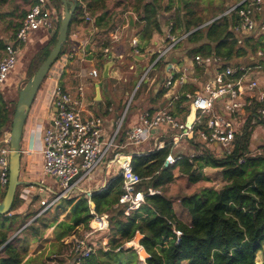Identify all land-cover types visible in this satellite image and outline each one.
<instances>
[{
  "label": "crops",
  "instance_id": "crops-1",
  "mask_svg": "<svg viewBox=\"0 0 264 264\" xmlns=\"http://www.w3.org/2000/svg\"><path fill=\"white\" fill-rule=\"evenodd\" d=\"M146 1L149 2V0ZM156 1L162 7L161 24L163 33L156 35L150 46L143 52L140 50L144 47L145 42L137 36V29L135 28L140 22V16L134 7L135 0H109L107 2V9L97 16H93L88 12L84 0L78 3V12L71 24L63 52L59 55L41 85L24 127L21 143L22 164L20 176L23 184L19 187L24 204L15 214L21 216L17 221H22V219H27L28 217V219H32L30 222L43 220L44 218L41 219V217L48 214V218L44 219L43 224L45 223L49 226L42 228L44 233L42 238L26 244L28 253L24 263L31 258H36V255H39L48 247L53 246V244H57V238L55 236L56 226L67 219L71 210V207H63L65 204V200H63L55 209L40 214L43 209L40 204L41 200L45 199V196L53 197L59 192L58 182L47 178L43 173V137L45 131L54 125L55 110L57 109V98L55 97L57 87H61L74 99L78 100L80 104L77 109L83 118H99L102 120L104 140H110L116 136V148L113 150L111 158L121 153L130 154L134 157L137 154L142 155L153 151L158 144H165L173 140L176 135L168 126H164L161 133L155 139L149 140L139 147L127 146L129 132L140 123V118L144 113L164 109L170 112L181 123L186 122L190 126L194 124L196 115L191 110L189 104L187 107L188 110L181 111L184 105L179 107L178 102L182 98H186L187 95H192L199 91L202 85L214 76L218 68L224 66L246 68L249 66L246 58L235 59L229 63L222 61L220 58H215L214 55L209 57L212 59L210 63H198L196 57L194 58L188 54L190 50L184 52L178 46L159 61L161 62L160 66H157V63L153 66V58L166 49L171 33L168 24L177 12H183V4L180 0ZM183 1L188 3L186 10L193 11L197 17L204 19L203 17L207 13L205 10L200 11L197 9L196 5H198L199 0ZM233 1L229 0L228 3L224 4L223 0H204L202 5L207 2L210 6L214 5L213 8H219L221 10L222 13L213 19L215 21L211 20L214 23L220 21L228 9L238 5L241 0H235L236 3ZM34 2L35 0H0V62L4 57L6 45L16 43V50L18 52L15 69L11 72L7 82L0 85V102L6 104L11 114L13 112L11 117L12 122L19 100V92L26 85V79L29 78V68L32 60L56 34L58 37V22L61 15L58 14V11L52 7L50 0H48V7L52 11L56 22L54 29L50 31L39 30L33 33L29 41L24 45L17 43V32ZM61 10H63V18V5ZM87 17L91 18V21H87ZM130 18L133 19V23ZM206 24L199 29L206 27ZM236 29L237 26L234 28L237 38L247 37L248 35L254 38L252 43L257 45V53L256 56L249 58L250 61L252 63L256 62L255 65L264 63L263 59L259 56V52L264 50V36L258 32L245 35L239 33ZM183 35L179 34L176 36L180 37ZM134 42H136V45H134ZM240 45L242 47L244 46L242 40ZM105 49H109V53H105ZM109 62H113L114 65L110 68L109 77L104 79V66ZM94 70L99 72V77L95 78L91 75ZM145 75L147 76L146 80L144 78ZM169 82H171V86H168ZM142 89H144V94L139 100V104L137 103L134 108H131L133 103L131 99L136 100L137 98L135 96L137 92ZM160 92H163V95L158 97ZM15 93L18 94L17 100L13 98ZM132 93L133 96L129 102V97ZM261 94L257 95V98ZM256 104L261 103L256 101ZM263 107L264 104L262 103L261 108ZM218 109L220 111L224 110L223 102L218 104ZM247 119L248 111L241 115V132ZM12 122L11 126H8L3 132H0V138L11 134ZM256 129H258V132L254 135ZM252 132V145L254 140L257 142V145L253 147L255 149H263L264 124H255ZM190 142L201 145L202 150H210L212 148L210 151L217 157H224L222 154L223 150L220 146L215 144L213 147H205L199 141L195 132L192 137L183 139L175 147L172 144L173 150L182 149L177 156L185 154V159H189L191 154H201L196 153L190 148ZM104 170L106 172V169L103 167L86 183L84 191L94 192L96 190H102L108 184H106L107 176ZM199 172L203 177V180L200 182L205 185L202 189L214 188L215 190H219L227 183L219 169L205 167ZM117 173L118 171L114 174V177L117 176ZM180 176L186 177V181L192 185L200 183H191L188 176L180 174L178 170L175 171L174 181L178 178L180 179ZM43 188L47 189V191L40 193ZM4 193L5 189L1 186L0 200L3 199ZM78 194V197H80L82 193L80 192ZM180 198H171L174 201V211L181 220L190 223V217L180 206ZM27 226L23 228L26 229ZM79 231L82 233V228ZM106 237L102 238L100 242L102 243L104 241L103 239H107L108 245L110 239ZM71 239L69 237L62 240V242L66 246H69L67 243ZM140 239L141 237H138L129 243V248H138L140 246ZM100 242L98 241L97 244ZM142 254L146 260L148 257L146 251L143 250ZM70 264H74L72 259Z\"/></svg>",
  "mask_w": 264,
  "mask_h": 264
},
{
  "label": "trees",
  "instance_id": "trees-1",
  "mask_svg": "<svg viewBox=\"0 0 264 264\" xmlns=\"http://www.w3.org/2000/svg\"><path fill=\"white\" fill-rule=\"evenodd\" d=\"M108 1L84 0L88 12L93 16L106 10ZM50 2L56 11L62 9L60 0ZM180 2L183 4V12H177L168 28L175 36L190 34L187 41L194 44L195 48L189 51V55L194 58L214 55L229 63L246 58L249 64L247 67L256 64L249 59L257 53V45L252 43L253 36L236 37L234 28L240 21L238 14L223 16L220 21L199 29L205 21L193 11L186 10L188 3L183 0ZM134 7L140 16V22L135 28L137 36L145 42L140 50L143 52L156 35L163 33L162 7L156 0H135ZM77 12L76 9L73 21ZM61 20L62 15L58 27ZM241 40L243 47L240 45ZM56 42L57 34L32 60L29 78L47 59ZM62 52L63 49L60 55ZM160 64L158 62L157 66ZM161 95L163 92L158 97ZM188 102L187 98L178 102L179 107L184 105L181 111L188 110ZM0 103V132H3L11 126L13 112L11 114L5 103ZM261 107L262 104H254L247 110L248 119L241 134L237 136L234 150L222 158L210 150H202L201 145L192 142L194 151L201 154L191 160L184 159L175 166H166V159L173 152L172 140L166 142L162 149L135 155L132 167L133 173L140 179L137 189L147 193L149 188H154L162 194L146 196V204L130 217H124L125 206L120 204L124 194L123 178L120 176L113 177L102 190L92 192L90 197L82 193L80 197L72 196L65 200L63 207H71V210L67 219L56 226L57 244L52 247L55 248L68 237L79 235L80 228L88 230L93 219L92 212H95L98 215H109L110 230L102 236H107L110 242L108 247H104L98 238L100 243L96 246L97 256L94 253L83 264H141L133 248L125 249L127 244L138 237H141L139 245L148 255L146 264H257L258 253L264 249V148L251 150L254 129L251 123ZM205 167L219 169L227 183L219 190L204 188L198 193L182 196L180 206L191 219L190 223H186L176 215L174 201L163 194L164 189L174 182L176 170L196 184L203 180L199 171ZM23 204L18 189L11 210L13 216L9 215L11 212L0 215V264H45L40 257L24 263L28 253L26 244L42 238V228L49 227L43 224L44 220L33 221L30 227L9 242L12 234L25 226V222L15 226L21 218L15 212ZM175 230L181 231L182 235L177 237ZM132 254L135 255L134 260L128 257Z\"/></svg>",
  "mask_w": 264,
  "mask_h": 264
},
{
  "label": "built area",
  "instance_id": "built-area-1",
  "mask_svg": "<svg viewBox=\"0 0 264 264\" xmlns=\"http://www.w3.org/2000/svg\"><path fill=\"white\" fill-rule=\"evenodd\" d=\"M76 1L81 3L83 0ZM230 14H238L240 17L236 29L239 33L248 35L258 32L264 36V0H241L238 5L228 9L224 15L229 16ZM86 20L91 21V18L87 17ZM55 23L53 13L48 7V0H35L17 32V43L24 45L29 41L30 36L39 30H53ZM189 35L177 37L170 33L166 49L157 56L153 66ZM104 52L109 53V49H105ZM17 55L18 52L12 44L5 46L4 57L0 62V85L7 82L11 72L15 69ZM259 56L264 61V50L259 52ZM196 61L203 64L210 63L212 59L197 56ZM238 74L239 76L235 78ZM91 75L97 78L99 72L94 70ZM168 86H171V82ZM259 94L261 96L257 98ZM55 97L57 98V113L54 125L45 131L43 137V173L47 178L58 182L59 192L53 197L45 196V199L41 200L40 204L43 209L40 214L55 209L61 201L80 192L90 197L92 191H84V186L103 167L107 175L118 171L117 176L123 178L124 194L121 196L120 204L125 206L124 217L126 218L146 204V196L162 194L154 188H149L147 193L137 189L140 179L133 173L132 155L121 153L111 158L116 148V136L110 140H104L101 119L83 118L77 109L80 104L78 100L61 87H57ZM186 98L196 115L194 124L188 126L186 122L181 123L164 109L144 113L140 118V123L129 132L127 146L139 147L155 139L161 133L162 128L168 126L176 133L172 140L174 147L183 139L192 137L195 132L205 147H213L216 144L222 148L224 156L230 154L235 148L237 136L241 134V115L254 106L256 101L264 104V64L246 68L220 67L199 91L187 95ZM220 102L224 103L223 111L218 109ZM257 114L252 120V125L264 124V107L260 108ZM164 146L165 144H158L156 149H162ZM195 156L197 154H191L189 160ZM184 159V156L170 154L166 159V166H175ZM9 176L10 135L0 138V186L4 189L8 186ZM46 191L47 189L43 188L40 193ZM92 214L93 219L88 230L84 231L81 237L72 236L70 242H66L70 247L69 253L74 264H83L86 259L90 258L96 252L97 235L110 230L109 215H98L95 212ZM174 233L177 237L182 235L179 230H175ZM103 240L102 245L108 247L107 239ZM143 250L141 246L135 248L140 263L146 264L142 254Z\"/></svg>",
  "mask_w": 264,
  "mask_h": 264
},
{
  "label": "water",
  "instance_id": "water-1",
  "mask_svg": "<svg viewBox=\"0 0 264 264\" xmlns=\"http://www.w3.org/2000/svg\"><path fill=\"white\" fill-rule=\"evenodd\" d=\"M60 2L64 7V16L60 23L57 42L51 50L47 59L42 63L36 73L27 81L24 88H22L19 92V100L13 117L10 134L9 183L7 188L5 189L4 197L0 202V215H7L11 212L16 193L19 187L23 184V182L20 180V176L22 164L21 143L24 133V127L41 85L49 74L52 66L58 59L65 43L67 42L69 30L78 6V2L76 0H60ZM130 20L133 23V19L130 18ZM12 45L16 49L17 44L14 43ZM113 65V62H109L104 66V79H107L109 77V71ZM55 111L57 113V109ZM23 229H21L19 233ZM11 240L12 239H10L9 242Z\"/></svg>",
  "mask_w": 264,
  "mask_h": 264
},
{
  "label": "rangeland",
  "instance_id": "rangeland-1",
  "mask_svg": "<svg viewBox=\"0 0 264 264\" xmlns=\"http://www.w3.org/2000/svg\"><path fill=\"white\" fill-rule=\"evenodd\" d=\"M204 2V0H199L198 1V5H196L197 6V9L198 10H205L206 11V13L207 14H205L204 15V21H205V24L206 23H208V24H206V25H209V24H211L213 21H215V20H213L214 18H216L215 16H217L218 14H220V13H222L221 12V10L219 9V8H217V9H215V8H213V6H210V4L209 3H205L204 5H202V3ZM223 2H224V4H226V3H228L229 2V0H223ZM234 3H236V1L234 0L233 1ZM219 6H221V5H219ZM62 11L63 10H60V11H58V14L59 15H62ZM218 19V18H217ZM216 19V20H217ZM211 20H213V21H211ZM209 21H211V22H209ZM248 36H250V35H248ZM178 47H179V49H183L184 50V52L186 51H188V50H191V49H193V48H195L194 47V44H191L189 41H187V40H183L179 45H178ZM144 75V74H143ZM143 75H142V77H143ZM144 78H145V80L147 79V76L145 75L144 76ZM28 79H30V78H28ZM28 79H26V82L28 81ZM144 94V89H142V90H139L138 92H137V95L135 96V98H137L136 100H133V99H131L132 98V96H133V93L130 95V97H129V102L132 100V107L131 108H134L135 106H136V104L139 102V100L142 98V95ZM152 94H153V92H152ZM13 98H15V100H17V98H18V94H14V97ZM131 99V100H130ZM138 100V101H137ZM139 104V103H138ZM131 105V104H130ZM258 132V129H256L255 130V132H254V135L256 134ZM259 133H260V131H259ZM261 134V133H260ZM255 138V137H254ZM166 140H167V137H166ZM169 140V139H168ZM254 140V139H253ZM264 144V143H263ZM190 148L192 149V150H194V147L195 146H193V144H192V142H190ZM255 145H257V142L254 140L253 141V145H251V150L253 151V150H255V148L253 147V146H255ZM212 149V148H211ZM210 149V150H211ZM180 150H182V149H180ZM180 150L179 149H174L173 150V155H175V156H177L178 154H179V152H180ZM129 151V150H128ZM217 153V152H216ZM181 156L183 155H185V154H180ZM186 157V156H185ZM101 170V169H100ZM99 172V171H98ZM104 173L106 174V172H105V170H104ZM106 176H107V180H106V184L108 183V181L112 178V177H114V174L112 173V174H110V175H107L106 174ZM85 184V183H84ZM83 184V185H84ZM203 186H205L204 185V183H202V182H200L199 184H197V185H192V184H190L189 182H187L186 181V177H184V176H180V179L178 178L176 181H174L173 183H171V184H168L166 187H165V189H164V192H163V194L164 195H167L168 197H171V198H180V197H182V196H186V195H191V194H194V193H198V192H200L201 191V189L203 188ZM78 197L79 196V194L78 195H76L75 194V196L74 197ZM2 201V199L0 200V202ZM56 211V210H55ZM13 214H14V212H11L9 215L10 216H13ZM48 215V214H47ZM46 214H45V216H42L41 217V219H47L48 218V216H47ZM51 218V217H50ZM43 219V220H44ZM52 219V218H51ZM30 220H32L31 218L30 219H28V217H27V219H23L22 221H17V223L15 224V226H18V225H20L22 222H25V226L26 225H28L27 227H30L31 226V223L32 222H30ZM24 226V227H25ZM82 230H83V228H82ZM84 231H87V230H83L82 231V233L84 232ZM80 232L81 231H79V235H76L75 237L77 238H79L80 236H82L83 234H80ZM27 233H28V231H27ZM20 233L19 232H17L16 234H12L13 236H12V238L11 239H14L17 235H19ZM103 234H101V236H97V239L95 240V242H98V238H99V240H101L104 236H102ZM22 238V240H24V237H21ZM69 238V237H68ZM30 243H32V241H29ZM129 247H130V245L129 244H127L126 246H125V249H129ZM49 248V249H48ZM46 250H43L42 251V253H40L39 255H36V257H40L41 258V260L45 263V264H70V262H71V259H72V257H71V255H70V253H69V250H70V247H67L65 244H63V243H60V244H58L55 248H53L52 246L51 247H48ZM132 248V247H131ZM134 248V247H133ZM97 251V250H96ZM96 254H98V251L97 252H95V255ZM97 256V255H96ZM129 258H130V260H134L135 259V255L134 254H132V255H129L128 256ZM138 259L140 260V258H139V256H138ZM257 264H264V249H263V251H261V252H259L258 253V257H257Z\"/></svg>",
  "mask_w": 264,
  "mask_h": 264
}]
</instances>
